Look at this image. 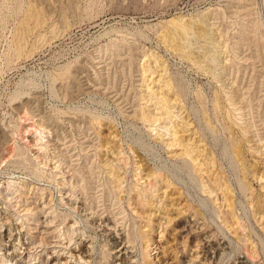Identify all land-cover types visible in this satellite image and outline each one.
Returning a JSON list of instances; mask_svg holds the SVG:
<instances>
[{"label":"rangeland","instance_id":"374dc122","mask_svg":"<svg viewBox=\"0 0 264 264\" xmlns=\"http://www.w3.org/2000/svg\"><path fill=\"white\" fill-rule=\"evenodd\" d=\"M0 264H264V0H0Z\"/></svg>","mask_w":264,"mask_h":264},{"label":"bare ground","instance_id":"6f19581e","mask_svg":"<svg viewBox=\"0 0 264 264\" xmlns=\"http://www.w3.org/2000/svg\"><path fill=\"white\" fill-rule=\"evenodd\" d=\"M163 103H164V102H163ZM164 107H165V106H164ZM168 108H169V107H168ZM165 110H168V109H165ZM168 111H169V110H168ZM170 113H171V112H170ZM185 141H186V140H185ZM111 164H112V163H111ZM111 166H112V165H111ZM113 167H114V166H113ZM113 167H112V168H113ZM112 170H113V169H112ZM113 175H114V174H113ZM111 179H112V178H111ZM118 179H119V178H118ZM119 183H120V182H119ZM119 186H120V185H119ZM144 190H145V189H144ZM149 190H150V189H149ZM147 191H148V190H147ZM150 191H151V190H150ZM151 192H152V191H151ZM151 192H150V193H151ZM148 194H149V193H148ZM152 194H154V193H151V196L153 197ZM138 195H139V194H138ZM149 195H150V194H149ZM154 196H155V195H154ZM150 199H151V197H150ZM150 199H148V200H150ZM152 200H153V199H152ZM150 201H151V200H150ZM156 205H157V204H156ZM172 206H174V205H172ZM175 206H176V205H175ZM158 207H159V206H158ZM168 207H169V206H168ZM170 207H171V206H170ZM156 211H157V210H156ZM150 212H151V211H150ZM150 214H151V213H150ZM153 215H154V214H153ZM197 222H198V221H197ZM200 226H201V225H200ZM187 231H188V230H187ZM195 231H196V229H195ZM186 240H187V239H186ZM191 242H192V241H191ZM193 244H195V243H193ZM198 244H199V243H198ZM198 244H196V245H198ZM186 246H187V245H186ZM194 247H195V246H194ZM197 247H198V246H197ZM187 248H188V247H187ZM196 249H197V248H196ZM125 251H126V250H125ZM125 251H124V252H125ZM197 251H198V249H197ZM194 252H195V251H194ZM191 253H192V252H191ZM191 253H190V254H191ZM197 254H198V253H197ZM189 256H190V255H189ZM188 258H190V257H188ZM195 259H196V258H195ZM197 259H198V258H197ZM193 260H194V259H193ZM193 260H192V261H193ZM195 261H196V260H195ZM195 261H194V262H195Z\"/></svg>","mask_w":264,"mask_h":264}]
</instances>
